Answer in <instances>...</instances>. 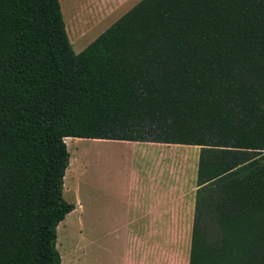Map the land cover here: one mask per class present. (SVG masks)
<instances>
[{
	"label": "trees",
	"instance_id": "trees-1",
	"mask_svg": "<svg viewBox=\"0 0 264 264\" xmlns=\"http://www.w3.org/2000/svg\"><path fill=\"white\" fill-rule=\"evenodd\" d=\"M71 137L198 146L188 264H264V0H139L78 53L0 0V264H61Z\"/></svg>",
	"mask_w": 264,
	"mask_h": 264
},
{
	"label": "rangeland",
	"instance_id": "rangeland-1",
	"mask_svg": "<svg viewBox=\"0 0 264 264\" xmlns=\"http://www.w3.org/2000/svg\"><path fill=\"white\" fill-rule=\"evenodd\" d=\"M134 1L59 0L74 52H80ZM74 138L65 140L70 162L65 187L63 177V197L78 205L57 225L61 264H129L135 229L123 224L128 206L122 194L126 178L138 167L133 160L136 154L120 140ZM177 231L180 250L168 254L164 264H187L190 228ZM154 264L161 261L155 259Z\"/></svg>",
	"mask_w": 264,
	"mask_h": 264
},
{
	"label": "crops",
	"instance_id": "crops-1",
	"mask_svg": "<svg viewBox=\"0 0 264 264\" xmlns=\"http://www.w3.org/2000/svg\"><path fill=\"white\" fill-rule=\"evenodd\" d=\"M120 142L131 145L136 154L133 160L138 165L126 178L127 188L122 194L128 206L123 224L135 229L129 264H154L155 259L164 264L168 254L179 252L177 229L186 225L190 228L189 257L199 147L150 141ZM73 204L69 213L78 205Z\"/></svg>",
	"mask_w": 264,
	"mask_h": 264
}]
</instances>
